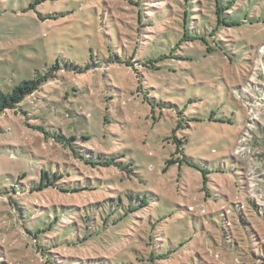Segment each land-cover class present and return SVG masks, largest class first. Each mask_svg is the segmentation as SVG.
Returning <instances> with one entry per match:
<instances>
[{
    "label": "rangeland",
    "instance_id": "1",
    "mask_svg": "<svg viewBox=\"0 0 264 264\" xmlns=\"http://www.w3.org/2000/svg\"><path fill=\"white\" fill-rule=\"evenodd\" d=\"M37 2L0 0V92L47 77L0 116V264H264V0Z\"/></svg>",
    "mask_w": 264,
    "mask_h": 264
},
{
    "label": "trees",
    "instance_id": "2",
    "mask_svg": "<svg viewBox=\"0 0 264 264\" xmlns=\"http://www.w3.org/2000/svg\"><path fill=\"white\" fill-rule=\"evenodd\" d=\"M40 0H38L39 2ZM38 2L36 4H38ZM34 7V4L31 5V8ZM230 7V6H228ZM226 8L223 7V5L220 3V0H216V15H217V18H218V24L217 26H215L214 28V31L213 32H216L219 30V28L224 24L225 26L227 27H231V26H234V25H237L235 22H229L227 20H225L223 18V11L225 10ZM141 18V11L139 10V20ZM141 21V20H140ZM213 35V34H212ZM126 65L128 67H132L133 65V62H126ZM135 65V64H134ZM134 69H135V66H134ZM47 81V77L45 78H36V79H33V80H27V81H23L21 82L20 84H18L11 93H3V92H0V116L4 115L7 111L9 110H16L17 108H19L20 104L29 96H32L34 95L36 92H38L39 90H41V87L43 86V84ZM256 92L258 93V96L261 94L257 89H255ZM244 95V94H243ZM245 97V95H244ZM254 97V96H253ZM252 96H250L249 98L245 97V100L248 102V103H256L257 100L259 99H256V98H253ZM261 101V99H259ZM262 102V101H261ZM257 104V103H256ZM183 153V150H180V147H178L177 149V153ZM117 159H111V160H108V161H105L103 162L102 164L103 165H106L107 167L111 166V165H115V166H119L118 163L116 162ZM176 161V160H175ZM203 173V177H204V183L207 184L208 182V178L206 177V173L204 171H202ZM60 177L58 176H55V180L52 182L51 180L48 179V181H45L46 180V177L44 175V173L42 174V179H41V182L39 185L37 186H34V187H31L30 188V191H43L45 188H50L52 187L53 189H60V191L62 192H68V190H66L64 187H56L58 185H56V183L59 181ZM79 190L77 189H71L70 192H77ZM145 202H142V205H145L144 204ZM135 210V209H134ZM38 231H41V230H38ZM42 247V246H41ZM38 249H39V246H38ZM45 252H47V249L44 250ZM0 255H1V247H0ZM155 259H164V256H155V255H152L151 257V260H155Z\"/></svg>",
    "mask_w": 264,
    "mask_h": 264
}]
</instances>
